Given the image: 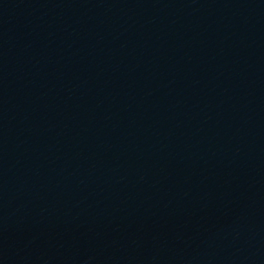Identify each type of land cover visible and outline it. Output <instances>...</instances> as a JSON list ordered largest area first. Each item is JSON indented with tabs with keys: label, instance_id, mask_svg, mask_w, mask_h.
<instances>
[{
	"label": "water",
	"instance_id": "obj_1",
	"mask_svg": "<svg viewBox=\"0 0 264 264\" xmlns=\"http://www.w3.org/2000/svg\"><path fill=\"white\" fill-rule=\"evenodd\" d=\"M0 264H264V0H0Z\"/></svg>",
	"mask_w": 264,
	"mask_h": 264
}]
</instances>
